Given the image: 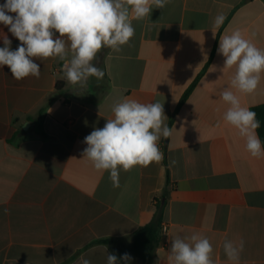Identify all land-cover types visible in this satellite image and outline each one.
<instances>
[{"label":"crops","instance_id":"0c3cea01","mask_svg":"<svg viewBox=\"0 0 264 264\" xmlns=\"http://www.w3.org/2000/svg\"><path fill=\"white\" fill-rule=\"evenodd\" d=\"M219 14L225 19L217 27ZM132 25L135 34L120 52L103 48L93 61L104 78L90 77L82 87L67 81L59 57L33 58L39 78L17 81L0 67V264H64L79 252L67 264H107L108 246H88L104 238L129 245L153 220L154 198L166 188L169 243L157 249L155 264H174L172 239L194 233L210 241L213 264H264V156L246 150L224 120L230 105L221 98L229 89L242 107L263 105L264 73L254 93H240L231 86L235 66L224 68L217 51L220 38L235 30L264 51V0H169ZM4 36L12 50L21 43L0 24V47ZM124 99L161 103L171 136L158 142L159 164L121 169L114 188L110 173L83 156V141L114 118L113 106ZM44 108L48 139L30 121ZM226 239L244 240L238 262L226 256ZM130 255V264H143Z\"/></svg>","mask_w":264,"mask_h":264},{"label":"clouds","instance_id":"9594fccd","mask_svg":"<svg viewBox=\"0 0 264 264\" xmlns=\"http://www.w3.org/2000/svg\"><path fill=\"white\" fill-rule=\"evenodd\" d=\"M168 2L5 0L4 4H0V24L8 27L21 43L12 50V41L7 36L3 37L0 67L7 66L17 81L29 76L39 78L41 69L33 58L59 57L65 61L64 74L72 85L82 87L90 77L102 80L104 71L93 64L97 54L103 48L120 52L135 34L132 20H141L149 16L153 6L163 9ZM224 19L223 14L217 15L215 25L219 27ZM69 51L70 61L66 60ZM217 51L225 57L224 68L235 66L232 88L243 94L254 93L264 73V51L244 38L240 30L220 38ZM221 98L230 105L224 120L245 139L246 150L254 158L264 156V147L256 132L261 127L256 112L242 107L239 97L232 90L225 89ZM112 112L114 118L106 120L102 128H95L84 138L87 147L83 156L92 162L96 170L108 171L113 187L118 188L121 169L128 172L136 166L146 168L164 159L158 142L161 137H170L171 129L164 123V108L159 102L144 104L124 99L113 106ZM174 163V160L170 162ZM244 245L243 239L238 242L226 239L223 248L228 259L238 262ZM170 253L174 264H213L212 245L208 238L200 234L172 239ZM132 259L129 253L119 258L116 254L107 253V264H130ZM83 264H90V261L83 259Z\"/></svg>","mask_w":264,"mask_h":264},{"label":"trees","instance_id":"16d2710c","mask_svg":"<svg viewBox=\"0 0 264 264\" xmlns=\"http://www.w3.org/2000/svg\"><path fill=\"white\" fill-rule=\"evenodd\" d=\"M195 83L187 90V92L184 94L183 98L180 101V104L177 108V110L170 116V126L173 124L176 113L181 107V105L184 103L186 98L191 93ZM66 86V81L62 80L59 81L56 85L57 90L60 92L64 89ZM252 111H255L257 114V119L261 123V127L257 129V134L261 140L262 147H264V104L252 108ZM46 114V109H42L39 111L38 116L36 118H30V121L34 122L35 127L34 130L36 134H38L42 139H48V135L46 134L43 122ZM165 165H167L166 160H164ZM170 185V178H169V172L167 171V186ZM168 196V190L167 188L164 190L162 195L160 197L154 198V205H155V214L154 218L151 221V223L141 227L139 230H137L132 235V242L127 245L124 244L120 239L116 238H104L99 239L94 242H92L88 247H91L93 245H106L110 248L111 252L113 254H116L117 257H122L124 253L134 254L142 259L143 264H155L156 262V251L159 247H161V225L163 223L164 218V203ZM76 254L71 260L64 263L67 264L70 261L74 260L78 255Z\"/></svg>","mask_w":264,"mask_h":264},{"label":"built area","instance_id":"2783aa9c","mask_svg":"<svg viewBox=\"0 0 264 264\" xmlns=\"http://www.w3.org/2000/svg\"><path fill=\"white\" fill-rule=\"evenodd\" d=\"M161 247H166L169 243V227L167 224L162 223L161 225Z\"/></svg>","mask_w":264,"mask_h":264},{"label":"water","instance_id":"95a60500","mask_svg":"<svg viewBox=\"0 0 264 264\" xmlns=\"http://www.w3.org/2000/svg\"><path fill=\"white\" fill-rule=\"evenodd\" d=\"M29 127H30V124H29V123H26V124L23 126V129H24V130H27V129H29Z\"/></svg>","mask_w":264,"mask_h":264}]
</instances>
